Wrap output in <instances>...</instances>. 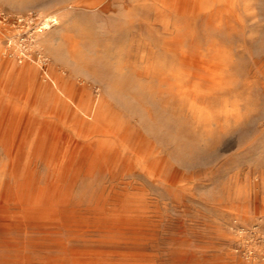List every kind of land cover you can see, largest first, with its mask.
I'll return each mask as SVG.
<instances>
[{
	"label": "rangeland",
	"instance_id": "374dc122",
	"mask_svg": "<svg viewBox=\"0 0 264 264\" xmlns=\"http://www.w3.org/2000/svg\"><path fill=\"white\" fill-rule=\"evenodd\" d=\"M0 12V264H264V0Z\"/></svg>",
	"mask_w": 264,
	"mask_h": 264
},
{
	"label": "built area",
	"instance_id": "2783aa9c",
	"mask_svg": "<svg viewBox=\"0 0 264 264\" xmlns=\"http://www.w3.org/2000/svg\"><path fill=\"white\" fill-rule=\"evenodd\" d=\"M5 14L3 12H0V18H2V21L5 19ZM46 18L40 20L38 17L34 16V14H29L25 17L19 18L17 19V25L18 27L21 29H29V28H33L34 31L33 32H27L25 34V36L19 37L18 41H20V45H19V57L20 58H27L31 56V51L33 50V48L36 47L35 45V38L37 36V34L42 33L43 30V22ZM51 20V19H50ZM49 19L46 21V23H48ZM1 22V20H0ZM54 21H50V23H53ZM52 25V24H49ZM35 33H37L35 35ZM39 56V62H44L45 58L38 54ZM47 63V62H45Z\"/></svg>",
	"mask_w": 264,
	"mask_h": 264
},
{
	"label": "bare ground",
	"instance_id": "6f19581e",
	"mask_svg": "<svg viewBox=\"0 0 264 264\" xmlns=\"http://www.w3.org/2000/svg\"><path fill=\"white\" fill-rule=\"evenodd\" d=\"M49 18H46V20L45 21H47ZM52 21H54V25L56 24L55 23V20L53 19ZM52 27H53V25H49V24H45V26H44V29L47 31V32H49L50 30H52ZM37 39V38H36ZM35 45L37 46L38 45V41H36L35 40ZM179 186V185H178Z\"/></svg>",
	"mask_w": 264,
	"mask_h": 264
}]
</instances>
